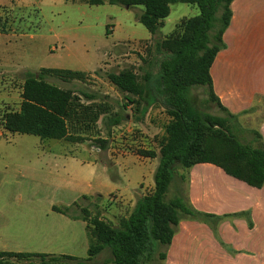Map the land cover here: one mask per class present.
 <instances>
[{"label": "trees", "instance_id": "1", "mask_svg": "<svg viewBox=\"0 0 264 264\" xmlns=\"http://www.w3.org/2000/svg\"><path fill=\"white\" fill-rule=\"evenodd\" d=\"M178 1L197 6L199 13L183 18L176 29L157 42L160 55L156 59L158 73L154 76L148 71L144 82L133 69L107 73L109 81L127 94V100L141 105L139 119L145 117L152 104L164 107L169 116L164 134L159 139V152L138 151L141 155L159 157L154 191L140 197L131 213L121 218L119 225L103 218L99 212L92 214L90 206L83 203V200H91L89 195H83L69 206L54 205V210L87 223L89 244L85 258L0 251V264H13L15 260H28L29 264H90L107 248L112 257L101 264L109 261L114 264H151L157 254L161 259L166 258V252H159V245L169 246L182 218L195 214L180 196L165 200L179 166L190 168L198 163H214L251 186L264 185L261 134L253 131L258 145L252 146L231 131L230 119L238 117L216 96L211 76L217 54L226 47L224 34L231 23L234 0H87V3L143 6L138 19L155 35L169 16L171 4ZM51 77L63 81L84 80L86 72L53 67L27 70L20 108L5 112L2 127L12 132L34 134L41 139L83 140L82 136L71 133V127L74 123L87 126L90 122L96 123L105 113V106L102 103H82L75 90L58 86L49 80ZM195 86L207 87L210 100L228 116L198 110L193 103L192 89ZM81 93L89 99L96 98V95ZM126 118L118 111L106 115L103 120L110 129ZM98 141L102 149L107 148V139ZM97 198L94 197L101 199L100 196ZM93 205L99 207L98 203Z\"/></svg>", "mask_w": 264, "mask_h": 264}, {"label": "rangeland", "instance_id": "2", "mask_svg": "<svg viewBox=\"0 0 264 264\" xmlns=\"http://www.w3.org/2000/svg\"><path fill=\"white\" fill-rule=\"evenodd\" d=\"M143 8L109 3L91 5L87 0H0V63L7 59L25 61L30 68H21L14 73H2L0 69V229L16 226L18 221L12 222L15 211L50 208L47 203L57 198L63 187V181L57 176L58 169L63 167L57 150L67 143L57 139L43 140L34 134L12 132L2 127L5 112L20 108L27 70L58 67L86 71L84 80L63 81L58 77L49 80L75 90L84 104L102 103L105 106V113L96 123L90 122L88 126L77 123V130L86 131L91 143L102 147L98 140L107 139V148L113 151L138 153L141 144L138 147L131 140L135 139L132 133L141 131L144 138L158 144L161 128L169 120L165 108L164 116H160L163 112L159 109L157 116L150 114L139 119L141 105L127 100V94L109 81L107 73L133 69L142 82L148 71L155 76L159 70L156 59L160 58L157 42L176 29L183 18L194 16L199 10L197 6L180 1L171 4L164 24L153 38L145 39L150 31L138 19ZM82 91L96 95V98L89 99ZM192 91L193 103L198 110L228 116L210 100L207 87L195 86ZM156 107L162 108L161 105ZM118 111L126 115V120L107 128L103 118ZM263 118L264 103L240 119H230L231 131L242 142L257 146V138L251 129ZM139 162L133 161L126 170L133 169ZM188 175L186 168L179 166L176 169L165 200L180 196L188 202ZM105 202L102 198L83 200L90 206L92 214L99 212L103 218L119 225L123 210L111 209ZM93 203H98L99 207ZM169 247L159 245L158 250L168 253ZM111 257L107 248L90 264H101ZM162 261L157 254L151 264H161ZM14 264H29V261L18 260Z\"/></svg>", "mask_w": 264, "mask_h": 264}, {"label": "crops", "instance_id": "3", "mask_svg": "<svg viewBox=\"0 0 264 264\" xmlns=\"http://www.w3.org/2000/svg\"><path fill=\"white\" fill-rule=\"evenodd\" d=\"M231 8V23L224 34L226 47L217 54L211 76L222 105L240 119L264 103V0H234ZM153 36L150 32L145 39ZM21 68L29 66L12 59L0 63L2 73ZM155 107L152 104L145 116H157L159 109L163 112L160 116L166 115L163 107ZM74 126L71 133L83 140L57 139L67 143L58 147L59 158L54 156L63 163L57 173L63 181L58 197L47 203L50 208L46 210L15 211L12 222L18 221L16 226L0 229V251L85 258L87 223L54 210V205L69 206L83 195L91 199L100 196L111 209L123 210L120 217H126L140 197L154 191L158 156L103 150L91 143L86 131L77 130V123ZM251 130L261 134L264 144V118ZM145 140L148 149L143 150L159 152V142ZM135 160L139 165L126 170ZM186 169L188 204L195 214L182 218L161 264H264V185L251 186L214 163H198Z\"/></svg>", "mask_w": 264, "mask_h": 264}, {"label": "built area", "instance_id": "4", "mask_svg": "<svg viewBox=\"0 0 264 264\" xmlns=\"http://www.w3.org/2000/svg\"><path fill=\"white\" fill-rule=\"evenodd\" d=\"M116 133H115V131H114V135H115ZM143 133L141 132V131H139V132H134V133H132V135H134L135 136V139L133 140H131V142H132V144H135V145H137L138 147H139V145L141 144V146H140V149H143V148H146V146H147V143H146V138H144V135H142ZM113 139H115V137L113 138ZM139 149V150H140ZM128 149H126V151H127ZM138 150V151H139ZM115 151V150H114ZM115 152H117V151H115ZM120 153H123V151H121Z\"/></svg>", "mask_w": 264, "mask_h": 264}, {"label": "water", "instance_id": "5", "mask_svg": "<svg viewBox=\"0 0 264 264\" xmlns=\"http://www.w3.org/2000/svg\"><path fill=\"white\" fill-rule=\"evenodd\" d=\"M128 8V7H127Z\"/></svg>", "mask_w": 264, "mask_h": 264}]
</instances>
